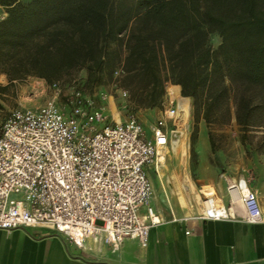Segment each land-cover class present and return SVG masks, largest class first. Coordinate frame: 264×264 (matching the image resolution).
I'll return each instance as SVG.
<instances>
[{
	"label": "trees",
	"instance_id": "1",
	"mask_svg": "<svg viewBox=\"0 0 264 264\" xmlns=\"http://www.w3.org/2000/svg\"><path fill=\"white\" fill-rule=\"evenodd\" d=\"M77 70L88 90L115 82L134 110L159 109L164 83L178 85L210 152L211 129L231 119L242 145L264 149L247 135L264 128V0H0V96Z\"/></svg>",
	"mask_w": 264,
	"mask_h": 264
},
{
	"label": "built area",
	"instance_id": "2",
	"mask_svg": "<svg viewBox=\"0 0 264 264\" xmlns=\"http://www.w3.org/2000/svg\"><path fill=\"white\" fill-rule=\"evenodd\" d=\"M112 85L125 100L126 91ZM49 88L41 105L14 109L0 123V230L45 227L77 248L87 239L111 249L124 239L144 246L149 228L160 222L148 203L146 167H155L171 143L179 98L190 115L189 97L166 81L147 135L131 113L114 117L112 96L104 92L87 94L75 84L58 102V84ZM225 192L226 205L203 198L196 217L233 218L238 207L242 221H264V205L246 178L229 179Z\"/></svg>",
	"mask_w": 264,
	"mask_h": 264
},
{
	"label": "crops",
	"instance_id": "3",
	"mask_svg": "<svg viewBox=\"0 0 264 264\" xmlns=\"http://www.w3.org/2000/svg\"><path fill=\"white\" fill-rule=\"evenodd\" d=\"M111 106L115 108L113 99ZM198 170L200 183L211 191L210 175L203 168ZM231 178L235 177H224L215 187L217 193H210L223 205L227 204L225 185ZM184 184L189 182L184 179ZM253 189L264 205V182H257ZM185 202L174 206L162 183L152 184L148 203L160 222L149 228L144 246L136 239H124L111 249L87 239L77 248L45 227L0 230V264H264V221H242L238 207L233 208V218L200 219L197 209L185 208ZM139 211L144 213V208Z\"/></svg>",
	"mask_w": 264,
	"mask_h": 264
},
{
	"label": "rangeland",
	"instance_id": "4",
	"mask_svg": "<svg viewBox=\"0 0 264 264\" xmlns=\"http://www.w3.org/2000/svg\"><path fill=\"white\" fill-rule=\"evenodd\" d=\"M208 42L212 47H215L218 37L211 33ZM83 78V70H77L70 78L59 83L58 102L62 101V96H66L70 92L71 85L75 84L87 94L97 91L104 92L112 96L115 108L113 109L111 106L110 109L114 110V117L118 116L122 119L126 113H131L142 125L144 133L149 135L151 124L158 116L157 108L134 110L129 106L127 99L123 100L117 95L116 88L112 84L88 90L82 85ZM0 84H5L3 75H0ZM172 92L175 93V90ZM50 94L49 85L41 79L26 77L15 81L9 91L0 96V123L12 110L36 108ZM179 107H181L179 115L182 116L183 127L178 124L180 132L174 135L173 146L171 143L166 146L161 153L162 157L158 158L156 166L150 164V167L146 169L151 194L152 184H159L160 181L174 206L179 207V203L184 204L183 202L186 200L185 208L198 211L201 200L209 198L210 193H217L215 187L219 185V182H222L224 177H244L252 188L257 182H264V149L255 150L249 144L242 145L239 141V129L233 119L228 125L211 129L218 149L210 152L207 141L203 139L206 131L203 122L199 120L195 123L191 115L187 118L186 99L181 101ZM247 135L252 142V147H255L264 136V128L251 129ZM260 146H264V143H260ZM199 168L205 169L210 175L214 187L211 191L200 183ZM184 179L189 184H184ZM160 198L159 204L164 206V200Z\"/></svg>",
	"mask_w": 264,
	"mask_h": 264
},
{
	"label": "bare ground",
	"instance_id": "5",
	"mask_svg": "<svg viewBox=\"0 0 264 264\" xmlns=\"http://www.w3.org/2000/svg\"><path fill=\"white\" fill-rule=\"evenodd\" d=\"M179 101V100H178ZM181 104V102H179V105ZM179 108H181V107H179ZM180 114V112H178V116H177V128L175 129V130H172V133H171V144H172V146H173V137H174V135L176 134V133H178V132H180L179 131V126H178V124L180 125V127L182 126L183 127V124H182V116H180L179 115ZM182 132V131H181ZM162 156H160L159 157V159L161 158Z\"/></svg>",
	"mask_w": 264,
	"mask_h": 264
}]
</instances>
